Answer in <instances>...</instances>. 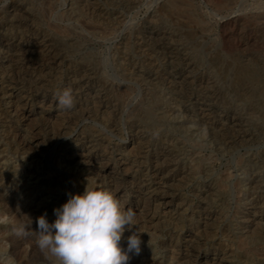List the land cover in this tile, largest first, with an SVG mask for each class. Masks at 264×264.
Returning <instances> with one entry per match:
<instances>
[{
	"label": "rangeland",
	"instance_id": "1",
	"mask_svg": "<svg viewBox=\"0 0 264 264\" xmlns=\"http://www.w3.org/2000/svg\"><path fill=\"white\" fill-rule=\"evenodd\" d=\"M0 36V63L10 57L16 68L26 62L44 68L51 58H64L50 70L54 94L71 68L89 61L109 107L104 115L92 110L91 116L69 119L63 113L49 125L47 115L35 114L28 130L34 129L38 142L26 155L13 144L15 127L0 105V196L10 198L11 206L18 210L27 197L51 224L54 209L70 195L87 186L112 192L106 183L143 202L132 183L152 182L150 169L157 164L179 209L156 229L135 215L132 229L141 246L128 264H186L173 246L190 230L205 240L200 257L217 247L229 263L264 264L263 223H242L264 213V0H0ZM29 39L45 40L47 48L22 55L18 46ZM80 133L102 139L97 154L111 164L118 150L138 139V151L128 159L134 179L112 182L95 168L70 165L64 151ZM202 213L213 214L214 222ZM16 216L21 225L0 219V264L27 261L24 254L11 255L6 241L26 230L24 213ZM130 235L122 237L125 249Z\"/></svg>",
	"mask_w": 264,
	"mask_h": 264
},
{
	"label": "bare ground",
	"instance_id": "2",
	"mask_svg": "<svg viewBox=\"0 0 264 264\" xmlns=\"http://www.w3.org/2000/svg\"><path fill=\"white\" fill-rule=\"evenodd\" d=\"M16 14H19V13H15L14 15L12 14V16L14 17ZM22 17H23V15H22ZM25 19L28 20V18H25ZM26 27L28 28V26H26ZM11 32H12V30H11ZM0 38H1V36H0ZM21 39H25V38H21ZM46 43H47V41H45V40H40L39 41L37 39H32V40L29 39V40H26L23 43H20V45L18 46L17 51L19 53H21L22 55L23 54H28V53L31 54V52H33L34 50H39L42 47L43 48H47V46L45 45ZM7 44L3 45V47L7 48L8 47ZM14 44H15V42H14ZM51 50H52V48H51ZM41 51L42 50H40V52ZM7 54H8V51H7ZM30 54H28V55H30ZM41 54H42V52H41ZM57 55H59V54H57ZM3 56H4V54H3ZM4 58H5V56H4ZM37 58H39V57L37 56ZM9 59L10 60H6L5 59V61H3V62L1 61V63H0V105L5 106L6 113H7L8 117L11 119L12 127H13V125L15 127V135L13 136V138L11 137V139H13L12 141H13V144L16 145L15 147H17V151H21L23 154H26V155H31L29 152L34 150V148L36 147L35 144L38 142V138H37L36 134H33L34 133V129L32 128V129L28 130L29 129L28 128V123L31 121V119L33 118V116L35 114L38 115V116L39 115H43V114L47 115V122H48V125H49L50 122L57 121L59 119V117L63 113L67 114V117L69 119H71L72 116H74L77 113L81 114V116H91L90 114H91L92 110H93L94 114L95 113H97V114L100 113L102 115H104L105 113H107V111H109L108 110L109 109L108 105L106 103H104V101H105L104 100V98H105L104 97V91L99 89V86L97 85L98 82L96 81V78H95V70L90 66V62L89 61L84 62L85 65L83 67L82 66L81 67L77 66V67L71 68L70 72L67 73V76L65 78L66 80H65L64 88L60 92H62L65 89H70L71 92H72V95L74 97L75 104H74V107L72 109H70V110H61V109L58 108V102H57V97H56L57 93L56 94L53 93V87H52L53 77L51 76L50 70H51L52 67L54 68V67H57L58 65H60L63 62L64 58H57V57L51 58L50 61L47 63V67H44V68H42L40 65H38V63H33V62H31V63H27L26 62V63H24V65H22L21 68H19V66L16 68V67H13L11 65L12 61H13V58L11 59L9 57ZM25 59H23V60L25 61ZM33 61H34V59H33ZM84 61H86V60H84ZM16 63H17V61H16ZM44 63H46V62H44ZM13 65H14V63H13ZM99 77L100 76H98V78ZM183 79H184V77H183ZM184 80H186V79H184ZM170 83H171V81H170ZM56 84H58V83H56ZM106 96H107V94H106ZM83 104H85V108H83ZM201 109H202V107H201ZM186 112H187V110H186ZM5 119H6V117H5ZM69 119H67V120H69ZM102 120H104V119H102ZM71 121H73V120H71ZM7 135H8V132H7ZM84 135H82L81 133L79 135H74V139H73V142L71 143V146L69 148L65 149V151H64V157L66 156L69 159L70 165H72L75 169L79 168L81 170H83L85 167H89V168H93V169L95 168V169H97V173L99 174L98 177H100L101 179H104V180L113 179L112 182L113 181L124 182L126 180H130V179L133 180L134 179L132 177V171L133 170H131V168H128L129 167L128 166L129 165L128 159L131 156V154H133V151H135V149L137 148L135 146L136 145L135 142L138 139H136V141L135 140H131L128 143V146H126V148H121L120 150H118V152H117V154L115 156V160H114L113 164H111L109 162V160H104L103 156H99L97 154L96 149L99 146L103 147V145H104L102 139L94 138L93 136H87V135L84 136ZM3 143L4 142H2V144ZM126 149H127L128 153L124 152ZM35 150H34V152H35ZM136 151H138V150L136 149ZM161 154H162V152H161ZM133 156H134V154H133ZM36 157H37V155H36ZM160 157H161V159H164V155L160 156ZM33 158H35V155L33 156ZM155 161L156 162L158 161V157L155 159ZM242 166H244V165H242ZM182 171H183V169H182ZM3 174H5V173H3ZM150 174H151V176H153L152 178L154 180L153 181L151 180L152 182H149L148 184H143L142 182L136 183V182L132 181L133 182L132 183V185H133L132 187H134L136 189V191L141 196V198L143 197V199H144L143 202H140V201L132 202V201H130L128 199V197L125 195V193L122 192L123 190L119 187V185L117 186L116 183H115V185L110 184V186L107 183L105 185L108 188L109 187H113L112 193L114 194V196H115V198L117 200L121 201V206L123 207V209L125 211L131 209L138 216L142 215L144 223L149 225L150 228L155 227V229H156L157 224L164 223L166 221L169 222V220L171 221L172 220V216L177 213V211L179 209V206H175L174 205L175 196H174V193L170 192V187L168 186V182H169L168 176L166 177V176H164L162 174V172L160 170V167L157 166V164L154 165L150 169ZM250 176H251V174H250ZM101 184H103V183L101 182ZM1 187L2 186L0 185V188ZM2 196L3 195L0 196V205L1 204L3 205V207H0V219L3 216H7L8 219L10 220V222H16L18 225H21L20 220L18 219V216H16V215L19 214V211H21V212L24 213V216H25V219H26V221H25L26 230L31 231V234H29L27 236H23V235L18 236L17 234H12L10 237H8L6 239V241L9 243V247L10 248L9 247L8 248L11 251L10 252L11 255L14 256L15 253H17L19 255L24 254L26 259H27V261L25 263L23 262L24 264H36L37 261L40 262L41 264H51V261L52 262L57 261L56 258L46 255L44 252H42L38 248V246L36 244V240L38 238V235L36 237L34 235H32V232H34L36 230V222L35 221L38 218L39 205H38V207L32 206L33 203L32 202H27L28 198L25 197V199H23L22 203H20L21 206L19 207V209L16 210L13 206L10 205V198H6V197H2ZM136 198H137V196H136ZM199 198H201V197H199ZM151 206L153 207L152 210L150 208ZM257 215H258V212H257ZM200 216L201 217L202 216L206 217L205 221H213L214 219H212V218L215 217L213 214H206V213H202ZM256 216L255 215H254V217L251 216L252 218H248L246 216V217L242 218V223L244 225L251 224V223L252 224L256 223V224H259V225L261 224L262 225V223H263V225H264V213L262 215H258L257 217ZM195 219H197V217H195ZM207 225L208 224H206V226ZM149 226H147V227H149ZM160 227H163V226H160ZM14 229H16V228L14 227ZM126 232H128V234L129 233L132 234V232H134V230L132 229L131 231H129V230H127V226H126ZM185 234L186 235H184L182 237V242L179 243V244L174 245L173 246V250H175V254L177 253V257L178 258L186 260V264H232V263H229L227 261L228 257L226 256L227 255L226 252H222V251H220V249L219 250L216 249L217 247L216 248H211L209 253H206L203 257H200V251L205 246V240L200 238L197 233H195L194 231H191V230L188 231ZM24 246L27 247V251L26 252L21 251V250H23L22 248ZM4 251H5V246L1 245L0 246V252H4ZM39 251L41 252L42 255L38 256L39 258L35 257V255L37 254L36 252H39ZM38 255H39V253H38ZM36 258H38V259H36ZM20 263H22V262H20Z\"/></svg>",
	"mask_w": 264,
	"mask_h": 264
},
{
	"label": "clouds",
	"instance_id": "3",
	"mask_svg": "<svg viewBox=\"0 0 264 264\" xmlns=\"http://www.w3.org/2000/svg\"><path fill=\"white\" fill-rule=\"evenodd\" d=\"M58 108L70 110L75 101L70 89L56 94ZM56 219L49 223L46 213L36 219L38 248L59 264H128L130 253L138 254L140 233L127 237V248L121 246L124 232L135 225L136 213L125 211L114 194L103 187H86L80 194L54 209ZM18 235L30 233L21 228Z\"/></svg>",
	"mask_w": 264,
	"mask_h": 264
}]
</instances>
